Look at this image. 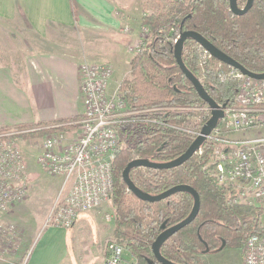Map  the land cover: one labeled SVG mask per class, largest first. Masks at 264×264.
<instances>
[{"label":"trees","instance_id":"obj_1","mask_svg":"<svg viewBox=\"0 0 264 264\" xmlns=\"http://www.w3.org/2000/svg\"><path fill=\"white\" fill-rule=\"evenodd\" d=\"M71 2L75 11V0ZM246 2L238 0L240 7H244ZM159 7L156 13L142 19L141 49L131 59L130 77L122 80L121 92L132 110L174 108L158 114L168 124L183 126L196 115L201 116L205 124L210 114L199 109L207 104L177 64L174 57L175 40L184 31H196L248 70L263 73L264 0H255L252 8L242 16L231 12L229 0H176L169 7L160 3ZM195 44L192 40L185 43L183 59L189 70L201 79L196 56L188 50L189 46ZM213 61L220 63L215 58ZM221 64L225 71L232 68ZM202 83L218 104H235V82L221 81L214 68H207ZM70 121L73 120L56 123ZM54 123L36 126L48 127ZM73 128L75 126L64 124L59 130ZM52 131L43 129L26 134L24 138ZM122 132L127 134V138L139 139L135 140L134 151H120L113 162V237L138 264H151V261L160 264L153 255L152 244L161 233L163 223L170 227L190 214L193 197L188 193H177L154 203L143 201L129 191L122 173L133 159L144 158L156 162L174 160L189 148L194 139L173 128L150 124L143 128L127 127ZM142 136H145L143 140ZM201 150L202 154L196 153L174 169L136 168L130 173L136 186L152 195L180 184L190 185L200 194L201 208L196 219L168 239L160 249L167 260L177 264H207V255L226 247H242L251 234L264 230L259 225L264 210L235 203L234 192L223 189L210 174L214 147L206 141Z\"/></svg>","mask_w":264,"mask_h":264},{"label":"built area","instance_id":"obj_2","mask_svg":"<svg viewBox=\"0 0 264 264\" xmlns=\"http://www.w3.org/2000/svg\"><path fill=\"white\" fill-rule=\"evenodd\" d=\"M140 49L141 41L136 43L133 51ZM194 56L198 69L204 73L214 63L212 55L198 43L194 45ZM213 68L221 81L235 82V104L225 105L224 118L207 137L206 141L214 147L210 174L223 189L236 192L235 203L264 210V136L241 141L224 137L264 128V79L244 76L234 68L225 71L221 63H216ZM79 71L84 110L78 119L68 123L55 122L48 127L0 132V216L28 196L27 161L16 141L20 135L53 130L40 147L37 163L49 175L62 178L64 187L69 185L67 194L53 204L47 218V226L66 229L73 227L81 215L111 202L113 162L121 146V132L127 127L143 128L150 124L173 128L193 139L200 135L204 126L202 118L199 131L186 125H171L158 114L174 108L132 110L121 92V83L110 94L114 75L112 64L85 62ZM199 110L211 116L208 105ZM64 124L75 128L59 130ZM202 152L200 148L197 153ZM16 229L14 224L0 223V261H6L5 254L15 248ZM243 254L245 264H264V230L247 238ZM126 255L123 245L117 240H109L102 264H138Z\"/></svg>","mask_w":264,"mask_h":264},{"label":"rangeland","instance_id":"obj_3","mask_svg":"<svg viewBox=\"0 0 264 264\" xmlns=\"http://www.w3.org/2000/svg\"><path fill=\"white\" fill-rule=\"evenodd\" d=\"M120 1L123 4H128L131 10L128 12L119 8L116 12V16L122 21L118 30L119 35L111 32V34H102L103 32L93 31L87 27H84L85 30H83L77 25L72 28H59L55 31V35H53L52 38L43 37L40 39L37 37L36 33L31 31H19V29H17L18 26H20L21 29L24 28L18 24V21L0 19V64L5 62V64L12 66V64L18 63L22 66V60L25 59L24 56L26 57L29 55L33 49L30 47H39L38 50L52 51L65 55L78 53L83 57V63H110L114 67V72H116V75L115 73L113 75L111 83H113V81L118 82V80H122L124 74L125 78L130 77L131 61H129L130 59H126V57L137 53L133 51V47L136 43L141 41L142 37H138V41L136 37L137 39L135 38L133 41L132 36L128 38V35H132L135 29H139L140 21L144 16L156 13L160 9L159 3L164 7H169L176 0ZM188 50L194 55L193 45L189 46ZM195 61L198 68L196 58ZM215 64L216 63H213L212 67H210L213 68ZM198 73L204 80V72L198 69ZM112 86L115 87L116 83H113ZM201 118L202 117L199 115L190 118L186 126L199 131L201 128ZM33 126L36 125H29L22 128ZM22 128L12 127L8 130H0V132ZM48 134L49 133L45 135L39 134L31 138H24L25 135H20L16 138L27 161L28 175L26 187L28 196L23 201L12 206L7 213L0 216V223H15V227L19 231L18 242L19 244L21 243L20 247L22 249L18 250L21 261L13 260L12 262L4 263L24 264L25 259L32 254V250L36 247L37 243H39L31 257L35 259V264H43V261L47 260L48 255L52 262L56 260V264H102L107 242L109 240H116L113 237V233H111V231H114L115 219L112 200L106 205L80 216L76 224L69 229L57 227L66 229L70 232H75L77 229L81 235L78 240L75 239L76 235L73 234L71 236L72 233H69V238L64 239V241L60 243L59 238L53 236V234H49L48 229L42 237V232L48 227L47 218L53 204L57 200L63 199L69 190V185L64 187L62 178L49 175L46 171L41 169L37 163V155L40 151V147ZM126 135L127 134L124 132H121L122 139L119 152L124 149H129L130 151H134L135 149V140L139 138H127ZM262 136H264V128L224 135L225 139L228 138L234 141ZM144 138L145 136H142L141 140ZM213 161L214 158L211 157L210 162ZM231 192L233 191H229V193ZM234 194H236L235 191ZM259 225L260 227H264V212H262ZM74 227L75 230H73ZM107 233L110 235L106 236ZM29 241L33 242L34 247L32 248V244L31 247L26 250L23 248V244H27ZM66 242L71 249H74V251L72 250V255L70 253L68 255L65 250L64 253H62V247L64 248L63 245ZM30 250L31 253L29 254ZM243 251L244 245L239 248H223L214 254L211 253L207 255V264H245ZM126 257L129 258L130 256L126 255Z\"/></svg>","mask_w":264,"mask_h":264},{"label":"crops","instance_id":"obj_4","mask_svg":"<svg viewBox=\"0 0 264 264\" xmlns=\"http://www.w3.org/2000/svg\"><path fill=\"white\" fill-rule=\"evenodd\" d=\"M75 3L74 11L71 0H0V19L18 21V24L24 28L21 29L18 26L19 31H31L36 33L40 39L43 37L52 38L59 28H72L77 25L83 30H85L84 27H87L93 31L103 32L102 34L111 32L119 35L118 30L122 21L116 16V12L119 8L128 12L131 10L128 4H123L120 0H75ZM141 24L142 20L139 29H135L132 35H128V38L132 36L134 41L136 37H141ZM30 48L33 49L29 55L24 56L22 66L18 63L12 64V66L5 62L0 64V128L75 120L83 113L79 71L83 57L78 53L65 55L38 50L39 47ZM133 56L132 54L126 59L131 61ZM114 73L116 75V72ZM124 76L125 74L122 80L125 78ZM122 80L113 81L116 83L115 87L112 86L113 83L110 84V94ZM47 229L49 234L59 238L60 243L69 238V233H72L71 236L76 235V240L81 237L75 227L73 229L75 232H70L57 228V226H48L42 232V237ZM113 232L111 231V233ZM109 235V233L106 234V236ZM18 241L19 231L17 229L16 246L8 250L5 254L7 260L0 261V264L13 260L21 261L18 251L21 249V243L19 244ZM29 242L23 244L24 249L27 250L31 247L33 242ZM63 246L62 253L65 250L68 255L69 253L72 255L74 249H71L67 242ZM36 247L31 249L33 252L25 259V264H35V259L31 257ZM43 264H56V260L52 262L48 255Z\"/></svg>","mask_w":264,"mask_h":264},{"label":"water","instance_id":"obj_5","mask_svg":"<svg viewBox=\"0 0 264 264\" xmlns=\"http://www.w3.org/2000/svg\"><path fill=\"white\" fill-rule=\"evenodd\" d=\"M255 0H247L244 7H240L238 4V0H229L230 10L234 15L242 16L246 14L253 6ZM188 40H192L198 44H200L203 48H205L213 58L218 60L220 63L226 64L236 70H238L242 75L262 80L264 79V72L263 73H255L243 65L238 63L235 59L228 56L226 53L218 49L212 42L206 39L202 34L196 31H184L180 34L178 40L174 46V57L177 61V64L186 75V77L191 81L193 84L196 92L200 96V98L209 106L211 110V116L209 120L204 124L201 129V133L197 136L189 148L179 157L174 160L168 162H156L149 159L144 158H137L130 161L127 166L125 167L122 178L124 182L127 184L129 191H131L136 197L143 201H147L150 203L158 202L167 199L168 197L175 195L177 193H188L193 197V208L190 214L179 223L167 227L166 223H163L161 227V233L158 235L156 240L152 244V251L156 261L160 264H177L175 262L167 260L161 254V247L162 245L170 239L173 235L179 232L181 229L185 228L189 224H191L196 217L198 216L201 208V198L200 194L190 185L180 184L171 187L170 189L166 190L163 193L158 195L149 194L142 189H140L134 181L131 179L130 173L133 169L136 168H149L154 170H169L180 167L188 160H190L201 148V146L206 142L207 137L211 135V133L216 129L221 119L224 118L225 112L224 107L225 105L218 104L212 96L208 93L203 83L200 79L192 73L183 59V51L185 47V43ZM151 264H154V261H151Z\"/></svg>","mask_w":264,"mask_h":264}]
</instances>
